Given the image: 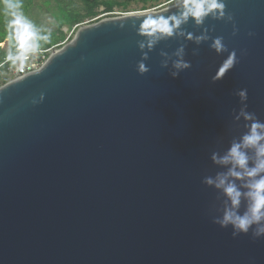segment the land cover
Masks as SVG:
<instances>
[{"label": "water", "instance_id": "obj_1", "mask_svg": "<svg viewBox=\"0 0 264 264\" xmlns=\"http://www.w3.org/2000/svg\"><path fill=\"white\" fill-rule=\"evenodd\" d=\"M225 4L232 22L181 25L236 50L221 79L228 51L183 36L145 48L149 70L138 73L143 17L125 13L81 25L40 68L0 86V264H264V236L214 223L227 198L202 183L227 171L212 152L246 131L233 118L237 89L264 121V0ZM181 44L191 67L173 78Z\"/></svg>", "mask_w": 264, "mask_h": 264}, {"label": "clouds", "instance_id": "obj_2", "mask_svg": "<svg viewBox=\"0 0 264 264\" xmlns=\"http://www.w3.org/2000/svg\"><path fill=\"white\" fill-rule=\"evenodd\" d=\"M170 4L177 9L176 12H169ZM0 8L6 17L7 40L14 41L16 48L15 54L10 50L6 53L5 60L23 71L29 54L36 52L39 48L38 42L47 41L49 36L41 35L37 31L32 20L24 14L20 0H0ZM165 12L168 14L165 15ZM127 16L143 17L136 26V32L145 37L137 41L141 58L137 60L135 67L140 74L149 70L144 63L148 54L143 50L147 48L151 51L161 39L183 36L197 44L211 39L209 47L217 54L228 51L223 36L209 37V28H202L199 35L185 32L181 28L189 19L196 26L204 25L208 18L232 22L233 15L226 12L225 0H168L167 3H160L147 12H130ZM235 32L236 27L233 24V34ZM193 54H196V50H193ZM241 54H244L243 50ZM161 55L165 57L161 61V67H167L171 57L164 52H161ZM172 56L175 59L171 60L172 70L169 74L175 78L182 70L190 68L191 64L184 59L183 44L175 49ZM237 62L236 50L228 51L212 80L221 79ZM234 94L239 98L240 108L233 118H243L246 131L238 140L233 139L223 155L212 152V162L228 166L227 171L219 172L215 177L205 176L202 183L221 190L227 198L222 214L213 217L214 223L222 228L231 226L233 237L251 232L253 238H259L264 236V121L258 119L255 113L246 110L247 89H237ZM237 180L242 182L239 186L235 182ZM242 198L246 202L243 212L240 211Z\"/></svg>", "mask_w": 264, "mask_h": 264}, {"label": "rangeland", "instance_id": "obj_3", "mask_svg": "<svg viewBox=\"0 0 264 264\" xmlns=\"http://www.w3.org/2000/svg\"><path fill=\"white\" fill-rule=\"evenodd\" d=\"M30 1V0H27ZM123 1V0H119ZM168 0H137V1H131L127 2L125 5H119L113 7V11L109 14H104V6L100 5L96 8V20L106 18V17H113V16H120L125 13L130 12H143V11H149L154 7H157L160 3H167ZM39 5V8H38ZM171 5V4H170ZM169 5V6H170ZM22 10L24 14L32 20L34 23L37 31L41 35H48L49 39L47 41L40 40L39 48L46 49L43 45L48 42V52L51 53L52 49L55 50L59 47H61L64 42H68L74 35L75 32H73L70 35V31L73 27H75V31L77 28H79L81 25H84L86 21L90 20L91 18H85L82 22H80L77 25L69 26V25H63L60 27L61 31L55 30L57 27V23L55 18L60 19V15H62V12H59L60 10L55 7L52 0H33V5L26 3V5L22 6ZM92 17V18H94ZM3 18L2 11L0 8V20ZM95 20V21H96ZM87 23V22H86ZM92 23V22H89ZM88 24V23H87ZM8 30L6 28V24L4 27L0 26V38H4L5 41L7 40ZM69 37V38H67ZM67 39V40H66ZM4 47V42H0V48ZM15 52H13L14 54ZM1 62V61H0ZM12 66L11 62H8L7 64L0 67V86L6 83V81L3 83V81L8 78L9 74L7 71V67Z\"/></svg>", "mask_w": 264, "mask_h": 264}, {"label": "trees", "instance_id": "obj_4", "mask_svg": "<svg viewBox=\"0 0 264 264\" xmlns=\"http://www.w3.org/2000/svg\"><path fill=\"white\" fill-rule=\"evenodd\" d=\"M55 7H57L59 12H62L60 19L55 18L57 27L55 30L61 31L60 27L63 25L74 26L82 22L85 18H92L96 16V8L100 5L104 6V12H112L113 7L119 5H125L127 2L137 1V0H52ZM22 6L26 3L33 5V0H20ZM39 8V5H38ZM3 18L0 20V26L4 27L6 24V17L3 14ZM0 42H4V47L0 48V61L5 59L6 53L10 50L16 52L15 44L13 42L5 41L4 38H0ZM48 47V42L43 45ZM5 80L3 81V83Z\"/></svg>", "mask_w": 264, "mask_h": 264}, {"label": "built area", "instance_id": "obj_5", "mask_svg": "<svg viewBox=\"0 0 264 264\" xmlns=\"http://www.w3.org/2000/svg\"><path fill=\"white\" fill-rule=\"evenodd\" d=\"M109 13H111V12H105L102 15H106ZM95 20H96V18L94 17V18H91L90 20H88L86 22L87 23L95 22ZM86 22H85V24H87ZM73 32H75V27H73L72 30L70 31V35ZM67 38H69V37H67ZM64 43H66V41ZM49 54L50 53L48 52L47 48L46 49L38 48L36 52L29 54V59L26 62L23 71H21L17 66H14V65L7 67V71H8L7 74H9V76H8V78L6 77L5 81L7 82V81L12 80V79L20 78L22 76H25V75L37 70L46 61ZM7 63H8V61H6L4 59L3 61L0 62V67H2L3 65H5Z\"/></svg>", "mask_w": 264, "mask_h": 264}]
</instances>
